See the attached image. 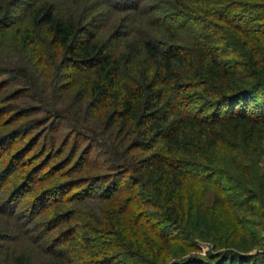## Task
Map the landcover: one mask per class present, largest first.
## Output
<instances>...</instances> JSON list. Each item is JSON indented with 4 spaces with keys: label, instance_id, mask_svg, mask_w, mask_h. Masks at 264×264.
Listing matches in <instances>:
<instances>
[{
    "label": "trees",
    "instance_id": "1",
    "mask_svg": "<svg viewBox=\"0 0 264 264\" xmlns=\"http://www.w3.org/2000/svg\"><path fill=\"white\" fill-rule=\"evenodd\" d=\"M264 0H0V264H264Z\"/></svg>",
    "mask_w": 264,
    "mask_h": 264
},
{
    "label": "rangeland",
    "instance_id": "2",
    "mask_svg": "<svg viewBox=\"0 0 264 264\" xmlns=\"http://www.w3.org/2000/svg\"><path fill=\"white\" fill-rule=\"evenodd\" d=\"M261 236H262V243H263L262 251H264V228L262 230Z\"/></svg>",
    "mask_w": 264,
    "mask_h": 264
}]
</instances>
